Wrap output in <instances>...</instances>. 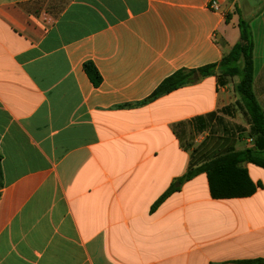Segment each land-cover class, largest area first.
<instances>
[{"label": "crops", "instance_id": "obj_1", "mask_svg": "<svg viewBox=\"0 0 264 264\" xmlns=\"http://www.w3.org/2000/svg\"><path fill=\"white\" fill-rule=\"evenodd\" d=\"M211 1L0 0V264L264 260L255 164L242 165L262 184L250 197L215 200L201 173L152 211L195 149L201 165L253 147L236 129L196 133L195 118L236 107L218 75L143 104L173 73L219 63L241 41V20L264 110V0H216L221 12ZM239 115L225 117L248 128Z\"/></svg>", "mask_w": 264, "mask_h": 264}, {"label": "trees", "instance_id": "obj_2", "mask_svg": "<svg viewBox=\"0 0 264 264\" xmlns=\"http://www.w3.org/2000/svg\"><path fill=\"white\" fill-rule=\"evenodd\" d=\"M239 26L241 41L219 63L206 65L195 70H179L173 73L158 86L143 104L153 102L183 86L195 83L197 81L195 78L196 74L202 77L218 75L220 85H227L229 82L233 84L234 92L238 97L236 107H225L218 113L195 118L192 122L196 126V133L200 134L206 130L210 131V129L213 132L217 127L224 126V133L235 134L234 130L236 129V133L238 132L242 135L248 129L230 120L227 121L225 117L235 118L238 109L249 124L250 136L254 140L253 147L241 151L228 147L212 158H208L201 165L195 160L198 153V149H195L188 171L184 176L177 179L175 184L171 185L157 200L152 208L153 212L174 192L180 189L177 185H182L201 173L207 175L210 194L215 200L250 197L262 187L261 183H255L251 179L248 170L242 166L244 163H252L264 169V110L254 92V42L252 31L244 20L240 21ZM84 69L94 85H100L102 78L95 65L88 62L84 65ZM215 118L217 125H212L215 122ZM175 134L179 139L181 138L176 128ZM181 145L187 150L192 148L191 144L181 143ZM2 186V173L0 170V188ZM245 263L261 264L264 263V260L247 261Z\"/></svg>", "mask_w": 264, "mask_h": 264}, {"label": "rangeland", "instance_id": "obj_3", "mask_svg": "<svg viewBox=\"0 0 264 264\" xmlns=\"http://www.w3.org/2000/svg\"><path fill=\"white\" fill-rule=\"evenodd\" d=\"M236 120L240 121V122H243L245 125H247L243 115H239ZM247 127H248L247 128L248 131L243 132V134L242 135L240 134V136L238 137L239 138L238 140L241 142V144L247 143V140L249 139V137L251 138V136H250L251 135L250 128H249L248 125H247ZM224 128H225L224 126H219L218 129H217V132L222 131ZM195 137H196V134H195Z\"/></svg>", "mask_w": 264, "mask_h": 264}, {"label": "built area", "instance_id": "obj_4", "mask_svg": "<svg viewBox=\"0 0 264 264\" xmlns=\"http://www.w3.org/2000/svg\"><path fill=\"white\" fill-rule=\"evenodd\" d=\"M210 7H211L212 10H214L216 12H221L222 11L220 4L216 0H212L211 1Z\"/></svg>", "mask_w": 264, "mask_h": 264}]
</instances>
